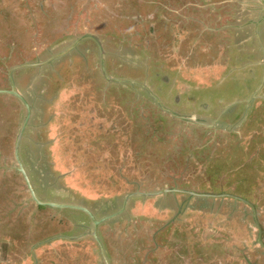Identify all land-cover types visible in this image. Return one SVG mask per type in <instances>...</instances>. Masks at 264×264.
Here are the masks:
<instances>
[{
    "label": "rangeland",
    "instance_id": "rangeland-1",
    "mask_svg": "<svg viewBox=\"0 0 264 264\" xmlns=\"http://www.w3.org/2000/svg\"><path fill=\"white\" fill-rule=\"evenodd\" d=\"M216 1L0 0V89L13 66L83 35L102 45L88 36L14 72L34 106L21 156L42 198L102 218L132 192L177 189L101 223L110 264H264V9ZM0 94V264H107L83 242L90 219L32 200L15 158L27 109Z\"/></svg>",
    "mask_w": 264,
    "mask_h": 264
},
{
    "label": "water",
    "instance_id": "water-1",
    "mask_svg": "<svg viewBox=\"0 0 264 264\" xmlns=\"http://www.w3.org/2000/svg\"><path fill=\"white\" fill-rule=\"evenodd\" d=\"M258 32H259V23H258ZM91 37V38H94L96 39V41L99 43L100 47L102 46L101 45V41L99 40L98 41V38L92 34H89V35H83L81 37H79L77 39V41L70 47H68L67 49H65V51H63L62 53L60 54H57L55 55L53 58H50L49 60H46V61H38V62H35V63H23V64H20V65H15L13 66L10 70H9V78H10V83H11V89H0V93H9L11 95H14L18 98H20L23 103L25 104V107L27 109V113H26V116L21 124V127L18 131V134H17V138H16V141H15V158L18 162V166L16 167L18 171H20L22 173V175L24 176L26 182H27V185L29 187V190H30V193H31V198L32 200H34L38 205H42V206H51L53 208H61V209H77V210H81V211H84L86 212L90 217H91V220H92V223H93V229L91 231L88 232L89 235H92L99 243L100 247H101V251H102V254L107 262V264H110V260L108 258V255H107V252H106V247L101 239V236H100V232H99V229H100V225L103 221L105 220H108L112 217H115L119 214H121L123 211H125L127 209V206H128V202L129 200L133 197V196H137V195H140V194H143V195H160V194H164V193H168L170 191H176L177 189L175 188H165V189H162V190H159V191H152V192H144V191H141V190H138V191H135V192H132L130 194H128L125 199H124V203L120 209V211H117L115 213H112V214H109V215H106L102 218H98L97 215L87 206L85 205H82V204H78V203H73V202H61V201H54V200H51V199H43L42 196L39 194L38 190H37V187H36V184L35 182L33 181L28 169H27V166L21 156V146H22V142H23V139L25 138L26 136V132H27V129L31 126V120H32V117H33V111H34V106L29 102V100L27 99V97L18 89V86L15 82V77H14V72L18 69H21V68H25V67H29V66H43V65H46L48 63H51L53 62V60L67 54L69 51H71V49H73L74 47H76L78 45V43H80L84 38L86 37ZM114 79V77H110V79ZM125 80V79H124ZM130 80V79H129ZM141 85L143 87H145V89H147L149 91V93L157 100V102L161 105V107L163 109H165V111H168L169 113H171L172 115H175L181 119H185V120H192V121H195L196 119L194 118H189L187 116H183V115H180L176 112H174L172 109H169L163 102V100L158 97L156 94H154V92L151 91V88L149 86H147L146 84L144 83H141ZM193 194H197L196 192H192ZM203 195H209V194H203ZM216 196V195H214ZM255 207V206H254ZM255 213H256V208H255ZM258 224H259V227H261L260 225V222L258 221ZM259 241L261 244H263L264 246V240H263V230L262 228H259Z\"/></svg>",
    "mask_w": 264,
    "mask_h": 264
},
{
    "label": "trees",
    "instance_id": "trees-1",
    "mask_svg": "<svg viewBox=\"0 0 264 264\" xmlns=\"http://www.w3.org/2000/svg\"><path fill=\"white\" fill-rule=\"evenodd\" d=\"M18 21V20H17ZM18 24H19V22H18ZM10 28V27H9ZM9 30V29H8ZM20 32H21V29H20ZM181 69V68H180ZM144 72V71H143ZM155 81V80H154ZM156 82V81H155ZM173 82V81H172ZM172 82H170V83H172ZM189 82H192L191 80L189 81ZM170 83H169V85H170ZM161 86H162V84H161ZM159 88V87H158ZM159 89H161V88H159ZM0 95H2V94H0ZM0 99H1V96H0ZM21 101V100H20ZM190 101V100H189ZM44 101H40V107H43V105H42V103H43ZM22 107H23V114L25 115V113H26V107L24 106V104L22 105ZM85 110V112H83L84 114H87L88 113V117L86 118L88 121H89V123L90 122H92L93 120H94V118L95 117H97V115H98V113H97V109H96V105L94 104V107L93 108H90V107H87V108H85L84 109ZM40 120V119H39ZM43 122V121H42ZM102 132V131H101ZM100 132V133H101ZM99 131H95L94 132V137L95 138H93L94 140H97V138L99 137ZM127 137V136H126ZM126 137H124V138H122L121 139V141H122V143L125 145L126 143H128V140H129V138L128 139H126ZM99 138H101V137H99ZM102 139V138H101ZM110 156H111V154H110ZM107 158L105 157V161L107 162L108 161V159L106 160ZM59 161H62L61 159H60V157H59ZM58 161V162H59ZM20 174H21V172L20 171H18ZM22 176V175H21ZM23 177V176H22ZM24 178V177H23ZM24 180V182H25V179H23ZM38 184V183H37ZM26 188H27V190H29V187H28V185L26 186ZM59 193V192H58ZM60 195H62V194H60ZM59 195V196H60ZM51 196L53 197V194H51ZM41 208H49V209H53V207H43V206H41ZM68 211H71L72 209H67ZM80 215H84L86 218H88V219H90L91 220V217L86 213V212H84V211H81V210H76ZM70 217H71V213H67ZM78 216L79 215H77V216H75V219H73L74 221L78 218ZM84 216H82V217H84ZM78 221V224H79V220H76V222ZM91 222H92V220H91ZM80 228H79V226L77 225L76 226V228H75V230L74 231H80L79 230ZM39 238H42V236H37V239L36 240H38ZM83 242L84 243H88L87 244V246L89 247L88 248V252H89V256H94V257H97L98 255H96V253L97 252H94V249H96V248H98V249H100L101 250V247H100V245H99V243H98V241L92 236V235H89L88 236V238L87 239H84L83 240ZM97 250V249H96ZM96 259H94L93 261H95ZM88 261H89V259H84L82 262H79L78 264H88ZM52 264H54L53 262H52ZM91 264H95L94 262H91Z\"/></svg>",
    "mask_w": 264,
    "mask_h": 264
},
{
    "label": "crops",
    "instance_id": "crops-1",
    "mask_svg": "<svg viewBox=\"0 0 264 264\" xmlns=\"http://www.w3.org/2000/svg\"><path fill=\"white\" fill-rule=\"evenodd\" d=\"M216 1V0H215ZM216 2H219V1H216ZM257 32H258V28H257ZM220 32H217L216 31V34H219ZM260 35H261V33H260ZM230 39H231V41L233 40V37L232 36H230ZM243 42H241L240 40H239V45H243L246 41H248V40H250V37H248V38H245V37H243ZM41 195V194H40ZM63 201V200H62ZM32 235L33 234H31V236H30V239H28V240H26V241H30L28 244H30L31 245V247H32V253H34V250H35V248H34V244H35V242H33V241H35L34 239H33V237H32ZM68 237V236H67ZM32 241V242H31ZM28 244H26V246L29 248V246H28ZM36 264H38V263H36Z\"/></svg>",
    "mask_w": 264,
    "mask_h": 264
},
{
    "label": "flooded vegetation",
    "instance_id": "flooded-vegetation-1",
    "mask_svg": "<svg viewBox=\"0 0 264 264\" xmlns=\"http://www.w3.org/2000/svg\"><path fill=\"white\" fill-rule=\"evenodd\" d=\"M259 1V2H258ZM261 4V7H260V12L264 9V4L260 1V0H254V7H253V9L254 10H256L257 9V4ZM256 13H258V12H256ZM259 16H261V13H260V15ZM39 104H37V107L38 108H41V107H39L38 106ZM43 111V109L42 110H40V112H42ZM34 121V120H33ZM36 176H37V178L39 179V180H41V176H40V174L38 175V174H36ZM263 240H264V233H263Z\"/></svg>",
    "mask_w": 264,
    "mask_h": 264
}]
</instances>
